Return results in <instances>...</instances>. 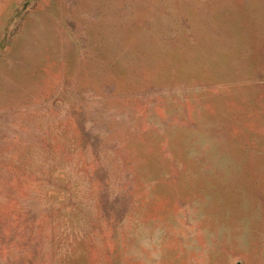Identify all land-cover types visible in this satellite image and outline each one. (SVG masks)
Listing matches in <instances>:
<instances>
[{"label":"rangeland","instance_id":"obj_1","mask_svg":"<svg viewBox=\"0 0 264 264\" xmlns=\"http://www.w3.org/2000/svg\"><path fill=\"white\" fill-rule=\"evenodd\" d=\"M0 264H264V0H0Z\"/></svg>","mask_w":264,"mask_h":264}]
</instances>
